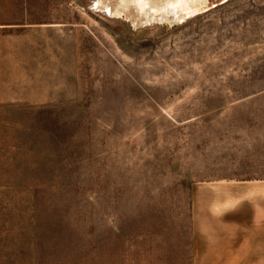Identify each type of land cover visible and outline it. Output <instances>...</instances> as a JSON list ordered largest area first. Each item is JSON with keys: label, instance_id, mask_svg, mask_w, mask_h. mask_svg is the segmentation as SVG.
<instances>
[{"label": "rangeland", "instance_id": "1", "mask_svg": "<svg viewBox=\"0 0 264 264\" xmlns=\"http://www.w3.org/2000/svg\"><path fill=\"white\" fill-rule=\"evenodd\" d=\"M199 1L0 0V264H217L194 241L250 223L264 0Z\"/></svg>", "mask_w": 264, "mask_h": 264}, {"label": "crops", "instance_id": "2", "mask_svg": "<svg viewBox=\"0 0 264 264\" xmlns=\"http://www.w3.org/2000/svg\"><path fill=\"white\" fill-rule=\"evenodd\" d=\"M248 196H250L248 198ZM249 201V224L219 226V231L195 240L196 256L217 264H264V193L241 192L236 201Z\"/></svg>", "mask_w": 264, "mask_h": 264}, {"label": "bare ground", "instance_id": "3", "mask_svg": "<svg viewBox=\"0 0 264 264\" xmlns=\"http://www.w3.org/2000/svg\"><path fill=\"white\" fill-rule=\"evenodd\" d=\"M98 2L106 6L110 12L115 14L124 13L127 17L133 19L132 22L136 21V23L146 20L147 17L164 18L169 15L167 13H170V11H174L177 17H183L201 6L199 0L196 3H187L184 0H168L167 4L154 3L152 0H144L142 3H132L130 0H124L123 3L121 0H99Z\"/></svg>", "mask_w": 264, "mask_h": 264}, {"label": "water", "instance_id": "4", "mask_svg": "<svg viewBox=\"0 0 264 264\" xmlns=\"http://www.w3.org/2000/svg\"><path fill=\"white\" fill-rule=\"evenodd\" d=\"M93 8L94 9H96V10H102V11H104L107 15H110V16H115V15H117V16H122L128 23H129V25H130V27H133V26H135V25H133V24H135V23H133L130 19H128V17H125L124 15H123V13H120V14H113V13H109L107 10H106V8H104V7H101L100 5H99V2H98V0H94V3H93ZM200 9H197L196 11H194L193 13H190V14H187V15H185L184 16V18H186L187 16H189V15H192V14H195L196 12H198ZM184 18H182V19H184ZM181 19V20H182ZM181 20H175V18L174 19H170V21H164V24L166 25V26H171V25H173V24H175L176 22H179V21H181ZM161 21H163V19L162 20H160V19H153V20H144L142 23H140V24H144V23H151V22H161Z\"/></svg>", "mask_w": 264, "mask_h": 264}, {"label": "snow or ice", "instance_id": "5", "mask_svg": "<svg viewBox=\"0 0 264 264\" xmlns=\"http://www.w3.org/2000/svg\"><path fill=\"white\" fill-rule=\"evenodd\" d=\"M121 2L123 3L124 0H121ZM130 2L132 3H142L144 2V0H130ZM152 2H159V3H162V4H167L168 3V0H152ZM184 2H187V3H196L197 0H184Z\"/></svg>", "mask_w": 264, "mask_h": 264}]
</instances>
